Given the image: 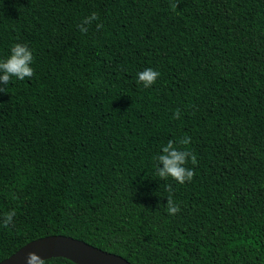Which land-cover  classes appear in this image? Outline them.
<instances>
[{"label": "trees", "instance_id": "obj_1", "mask_svg": "<svg viewBox=\"0 0 264 264\" xmlns=\"http://www.w3.org/2000/svg\"><path fill=\"white\" fill-rule=\"evenodd\" d=\"M17 43L34 75L0 92V261L63 234L132 264H264V0H0V60ZM169 140L190 182L156 175Z\"/></svg>", "mask_w": 264, "mask_h": 264}, {"label": "clouds", "instance_id": "obj_2", "mask_svg": "<svg viewBox=\"0 0 264 264\" xmlns=\"http://www.w3.org/2000/svg\"><path fill=\"white\" fill-rule=\"evenodd\" d=\"M177 7V5H173ZM98 16L93 13L91 16L86 17L78 27L82 33H86L88 28L85 25H90L94 20H97ZM103 25L98 24L97 28H101ZM33 54L30 48L26 44L17 43L12 46L9 57L6 60H0V92H5L6 85H8L13 78L16 80H24L31 78L34 75V70L31 67L33 62ZM160 73L152 68H146L142 72L137 73V83L143 84L145 88L151 87L159 77ZM179 109L176 110L174 118H179ZM191 142L190 137H185L180 141L182 145H188ZM163 154L158 157H154L158 160L159 164L163 167L156 168V175L160 179L167 180L171 178L179 184H184L186 181L190 182L195 175L194 170L185 167L189 157L193 164L197 163L196 156L187 151L178 149L174 142L169 140L167 145L162 148ZM166 211L170 215H175L180 211V208L175 204L171 195L168 196V204ZM15 210H11L0 218V223L3 227L7 228L13 223L15 217ZM27 264H45V261L36 253L29 252L27 255Z\"/></svg>", "mask_w": 264, "mask_h": 264}, {"label": "water", "instance_id": "obj_3", "mask_svg": "<svg viewBox=\"0 0 264 264\" xmlns=\"http://www.w3.org/2000/svg\"><path fill=\"white\" fill-rule=\"evenodd\" d=\"M29 252H36L43 260L67 258L77 264H132L125 257L109 252L81 239L53 234L29 241L0 264H27Z\"/></svg>", "mask_w": 264, "mask_h": 264}]
</instances>
